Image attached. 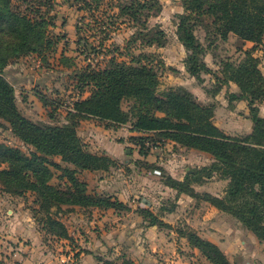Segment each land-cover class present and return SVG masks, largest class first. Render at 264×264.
<instances>
[{
	"label": "rangeland",
	"instance_id": "374dc122",
	"mask_svg": "<svg viewBox=\"0 0 264 264\" xmlns=\"http://www.w3.org/2000/svg\"><path fill=\"white\" fill-rule=\"evenodd\" d=\"M127 1L100 0L97 7L88 10L79 8L82 2L77 0H50L45 5L37 0L34 7H39L42 13H45L51 5L45 17L49 24H53L47 26L45 35L50 37L52 43L48 44L41 39L36 40L37 43L33 45L38 47L37 51H23L17 56H10V48L16 40L5 28L3 21H0V67L3 66L4 77L15 89L16 103L20 112L40 125L70 123L72 120L69 109L73 107V103L82 96L90 95L93 89L86 84L84 89L80 88L83 85L80 81L81 73L89 65L102 67L115 56L127 62L153 63L156 65L160 79L157 90L159 96L164 97L168 90L183 86L204 105L216 108L214 121L227 134L244 136L249 133L253 121L250 113L246 115V111H249L248 103L246 105L247 101L230 100L229 93L239 91V88L235 83L230 85L223 83L222 70L226 62L239 64L245 58L246 51L255 47L253 52L259 57L260 67L264 73V38L256 46L242 40L234 33L225 40L221 37L218 26L213 23L212 16L207 13L197 14L193 19L195 34L205 48L200 59L205 60L211 69L210 72L202 71L201 77L198 78L189 75L186 67L189 52L177 35L180 16L185 13L183 0H158L161 9L158 10L157 6L149 10L142 9V14L139 15L141 20L130 15L117 16L119 13L117 6ZM30 5V0H16L12 3V9L30 13ZM146 12L151 13L148 18L145 15ZM106 27L110 30L108 36L102 32ZM147 28L151 30L161 28L165 31L166 39L163 46L156 43L148 45L144 40ZM140 31L143 34H139ZM5 57L8 58L4 65L2 61ZM220 86L223 90L218 92ZM38 94L48 99L47 105L40 100ZM132 105V100L123 102V108L127 111L131 110ZM158 114L164 115L163 112ZM132 121L115 129L107 128L97 118H87L80 122L79 134L90 151L108 154L116 162L109 170L78 171L77 176L87 183L88 192L109 197L113 201L119 200V196L113 191L119 192L125 199L134 202L136 211L144 212V214H146L145 211L151 212V209L145 206L149 202L158 214L164 211L161 207L174 212V208L176 210V206H180L183 209L180 212L177 211L180 216L176 226L179 229H186L185 231L197 232V228L190 224L194 223L199 227L204 226L207 230L220 231L217 236L220 245H217L226 254L229 264H264V241L237 217L223 210H216L200 198L194 200L183 198L186 199L185 202L177 204L179 196H174V191H162V183L166 181V177L170 174L174 175V165L180 168V175L184 174L186 165L196 170L205 166L190 164L186 161L182 164L177 163L174 161V153L188 152L189 154L190 151H181L169 140L166 144L153 143L156 141L154 138L159 140L158 136H154L153 139H145V148L150 150L147 154L151 159H157L156 162L161 163L158 168L162 170V173H155L154 167L149 162L136 158L139 153V144L137 139H131V135L139 134L130 131ZM0 144L18 149L24 155H31L33 151H36L35 147L24 141L14 131L12 124L2 116H0ZM49 158L62 167H74L71 163L64 161L61 156H49ZM207 163L206 166H210L213 160ZM153 165L157 164L154 162ZM4 167H8V164L0 162V168ZM51 169L53 175L50 183L66 189L70 182L63 169L53 166ZM202 174L210 175L207 172ZM203 181L206 183L197 185L198 193H202L201 197L207 191L223 195L228 186V180L220 177L218 173H212ZM193 189L196 191V188ZM61 206L62 210L59 211L54 203L46 207L36 191L26 190L23 194L12 193L10 186L0 178V263H4L5 255L10 259V254L13 255L16 250V247L10 245L11 240L6 243V238L1 236L9 230V227H12L10 219L13 215L10 218L9 209L21 213V219L27 230L33 229L34 222V225H38L41 230L44 226L48 227L46 220L50 214L65 223L69 230V237L60 236L48 229L40 234L41 240L52 254H64L79 249L81 245L76 240L74 232H81L87 238L86 229L93 225L90 223L91 219L98 217L101 211L95 212L96 207L70 204ZM75 206L78 207L75 208ZM118 210L128 211L125 206ZM30 217L31 220H28ZM168 218H171L174 223V213ZM200 220H205L206 223L202 224ZM29 242L31 241H25L27 244ZM183 253L185 258L190 259L194 264H215L202 252L196 254L186 249ZM167 256L168 258L162 256L161 264H172L174 252L167 253ZM118 257H122V254L114 255L112 260L117 261ZM185 261L184 259L182 264Z\"/></svg>",
	"mask_w": 264,
	"mask_h": 264
},
{
	"label": "trees",
	"instance_id": "16d2710c",
	"mask_svg": "<svg viewBox=\"0 0 264 264\" xmlns=\"http://www.w3.org/2000/svg\"><path fill=\"white\" fill-rule=\"evenodd\" d=\"M16 0H0V21L13 36L16 42L10 48V56H17L23 51H37L33 44L36 40L51 44L46 37L49 24L46 13L34 7L37 0H30V13L13 11L12 3ZM26 1V0H22ZM47 4L50 0H38ZM70 1V0H69ZM82 2L81 9L92 10L100 0H77ZM154 2V3H152ZM185 13L180 16L177 35L180 42L189 52L186 67L190 75L200 78L201 72L211 69L201 60L205 48L195 34L194 18L197 14L207 13L214 18L220 35L227 39L230 33L236 34L244 41L261 43L264 38V0H183ZM161 9L158 0H128L120 4L117 16L130 15L140 19L142 9ZM29 10V9H28ZM38 13L40 15H38ZM44 15V17H43ZM148 18L151 13L146 12ZM141 20V19H140ZM147 20V19H146ZM77 31L79 32V26ZM106 36L110 30L103 29ZM139 34H143L142 31ZM144 40L148 45L163 46L166 39L161 28H147ZM105 39V38H104ZM103 41V40H102ZM252 47L246 51L245 58L239 64L226 62L223 67V83H235L239 91L230 92V100H246L250 117L254 123L253 130L244 136L227 134L214 121L213 106L204 105L194 94L183 86L165 92L164 97L158 95L160 79L153 63H135L119 60L113 56L102 67L91 65L81 73L80 81L92 86L91 94L81 97L69 109L71 122L65 125H40L25 117L16 103L15 89L3 75L0 67V116L6 118L14 131L27 143L35 147L31 155H24L18 149L8 148L0 144L1 163L8 167L0 168V178L10 186V192L23 194L26 190L36 191L46 207L56 204L58 211L62 204L79 205L99 208H124L119 200L88 192L87 183L77 176L79 170L101 171L109 170L116 162L108 154H98L90 151L86 142L79 135V124L87 118H97L107 128H117L128 124L132 135L137 139L139 152L149 153L145 148V139H153V143L161 144L175 141L182 146L208 152L213 156V163L202 169H191L184 180L168 175L164 183L178 192H186L196 199L210 202L220 210L231 213L242 221L255 235L264 241V117L260 115L258 103L264 100V73L260 67V59ZM5 57L3 64H6ZM222 89L219 87L218 92ZM39 95V94H38ZM40 100L47 105L48 99L39 95ZM125 100H132L131 110L123 108ZM163 112L164 115L158 114ZM49 156H61L74 167H62L50 160ZM51 166L63 169L68 176L70 185L59 188L50 183L53 175ZM203 172L218 173L228 180V186L221 196L210 192L200 193L193 188L194 183L204 182ZM200 181V182H199ZM126 208V207H125ZM142 212L144 217L156 222L158 218L153 212ZM46 222L50 230L60 236L69 237L65 223L52 215ZM186 230V229H185ZM181 232L188 238L193 247H197L215 264H229L226 254L211 240L201 237L197 232ZM117 261L100 258L102 264H135V261L125 256Z\"/></svg>",
	"mask_w": 264,
	"mask_h": 264
},
{
	"label": "crops",
	"instance_id": "0c3cea01",
	"mask_svg": "<svg viewBox=\"0 0 264 264\" xmlns=\"http://www.w3.org/2000/svg\"><path fill=\"white\" fill-rule=\"evenodd\" d=\"M247 42L251 43L252 45L254 44L251 41ZM178 68L180 69V67ZM230 84H233V82ZM231 92L238 91L235 90ZM247 103L248 102H246V105ZM258 106L260 115L264 117V100L258 103ZM248 114L249 111L247 110L246 115L248 116ZM253 127L254 123L252 122L251 131L253 130ZM166 142H164V144H166ZM172 142L174 143V147H177L181 151H190L189 154L188 152L179 154L174 153V161L179 164H182L186 161L190 162V164H200L199 166H206L208 164L207 161L210 162L213 160V156L208 152H204L195 148H188L175 141ZM136 158L149 162V164L154 167L155 170L158 169L162 173V170L158 168L161 163H157V159H151L149 154H142L139 152L138 157ZM154 162L157 165H153ZM184 169V174L180 175V168L174 165V175H170L175 179L184 180L188 171L191 170L192 167L190 165H186ZM201 183L193 184L197 192L199 191L197 185H203L206 182H203L202 184ZM162 184V191H174V196H179V200L176 201L177 204H180L182 201L185 202L184 200L186 199H196L186 192L180 193L176 188H172L165 183ZM113 192L119 196V200L121 202H124L126 210L128 209V211L123 212L112 207H96L95 212L99 210L101 213L98 217L96 216V218L91 219L90 223L93 225L86 229L88 235L87 233L85 234L88 239L85 238L81 232L75 231L74 236L76 240L79 241V245H81V247L76 251L71 250L68 253H59L58 255L52 254L51 251L46 248L44 241L41 240L40 234L44 230H41L38 225H34V221V223H32L34 230H27L24 226V221L21 219V213L16 212L14 209H9L8 211L11 213L10 218L13 215V217L10 219L12 221V227H9V230H6V233H2L1 236H3L4 239L6 238V243L8 240H11L10 245H12V247H16V250H14L13 255L10 254V259L7 258V255H5L6 258L2 264H102L100 258L112 259L114 255L119 256L120 254L127 258H131L137 264H161L162 262L160 259L163 258L162 256L168 258L167 253L171 252H174V257L171 260L172 264H182L184 259L186 260L184 264L193 263V261L190 259L188 260L185 258L183 250L189 249L196 254H199L201 251L197 247H193L188 241V238L181 232L185 229H179L178 226H176V221L178 222V218L180 216L177 211L179 210L180 212V210L183 209L182 207L176 206V210L174 208V212H171V210H168L166 207H161L164 209V211L161 212V214H158L157 211L153 210L155 207L153 205L151 206V203L149 202V204L145 206L150 208L151 212H153V214L158 218V221L152 223L149 218L144 217L142 213L135 210L136 205L134 202L130 200L128 201L119 192ZM214 195L221 196V194ZM203 202L210 204V206L220 211L219 208L212 205L210 202L206 200H203ZM77 207L78 206H75V208ZM173 213L174 223L171 218H168V216L171 217V214ZM28 220H31V217ZM200 222L202 224L206 223L205 220H200ZM190 224L197 228V233L201 237L220 245V242L217 240V236H219L220 231L215 229L207 230L204 229V226L199 227L194 223ZM26 240H30L31 242L27 244L25 243ZM118 259L121 261L120 259L122 258L118 257Z\"/></svg>",
	"mask_w": 264,
	"mask_h": 264
},
{
	"label": "built area",
	"instance_id": "2783aa9c",
	"mask_svg": "<svg viewBox=\"0 0 264 264\" xmlns=\"http://www.w3.org/2000/svg\"><path fill=\"white\" fill-rule=\"evenodd\" d=\"M155 173H160V170L156 169V170H155Z\"/></svg>",
	"mask_w": 264,
	"mask_h": 264
}]
</instances>
